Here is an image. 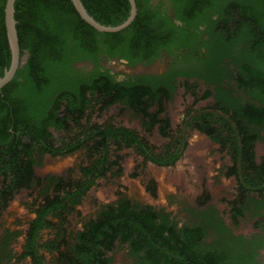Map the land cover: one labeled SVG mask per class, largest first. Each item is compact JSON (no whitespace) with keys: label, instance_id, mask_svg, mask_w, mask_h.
<instances>
[{"label":"trees","instance_id":"1","mask_svg":"<svg viewBox=\"0 0 264 264\" xmlns=\"http://www.w3.org/2000/svg\"><path fill=\"white\" fill-rule=\"evenodd\" d=\"M134 1L139 7L128 26L100 32L81 18L71 0H15L20 55L26 51L28 57L0 90V218L18 193L35 197L26 204L33 218L14 259L112 264L114 253L124 250L132 264H264L259 258L264 248V154L256 155L257 142L264 140V0H167L179 24L169 18L158 23L154 12H141ZM81 2L102 25L120 24L129 14L128 0ZM5 3L0 0V77L11 62ZM126 32V52L120 56L131 65H151L158 58L166 65L161 73L118 81L100 70L96 44L105 46ZM89 60L95 64L90 71L75 68L76 62ZM198 80L209 86L201 90ZM178 88L193 97V104L212 102L188 108L175 131L166 103ZM113 106L137 118L142 133L111 119L90 121L94 108ZM189 132L196 136L193 143ZM204 141L216 143L229 159L223 174L234 179L235 193L226 200L227 214L234 227L251 220L256 229L251 236L234 233L209 204L204 164L194 152ZM123 149L140 158L133 177L143 174L147 164L168 170L185 161L183 177L202 207L198 221L180 223L164 207L119 191L114 202L99 205L80 229L69 231V217L79 215L77 206L98 180L122 175ZM78 151L85 160L75 167L59 174L36 172L45 155L66 157ZM144 188L156 195L152 177ZM43 230L53 237L41 241ZM4 232L0 263L13 258L8 247L19 235Z\"/></svg>","mask_w":264,"mask_h":264},{"label":"rangeland","instance_id":"2","mask_svg":"<svg viewBox=\"0 0 264 264\" xmlns=\"http://www.w3.org/2000/svg\"><path fill=\"white\" fill-rule=\"evenodd\" d=\"M164 69V63L159 61L151 65L146 71L152 73H161ZM132 72L136 71H131ZM129 74V73H128ZM197 86L204 90L209 85L201 80L197 81ZM212 99L202 100L193 104V97L178 88L170 101L166 103L167 114L170 117L172 129L175 131L180 129L188 108L197 109L209 105ZM89 119L92 122H103L111 119L116 124L123 125L138 133H142L139 120L132 116L127 110H120L117 106L110 107L106 110H99L97 107L89 112ZM55 136H58L55 134ZM156 135H151V140H155ZM196 136L193 132H189V140L193 143ZM195 154L200 157L205 169L206 187L211 195L209 204L214 206L224 219L225 223L236 234L251 236L256 232L252 226V221L247 219L241 221L239 225L232 226L227 214L226 200L231 199L235 193V181L232 177H225L223 172L225 166L229 164L226 155L218 151V146L212 141H204L203 145L197 148ZM264 154V140L258 141L256 144V155L261 157ZM121 167L122 175L118 178L107 176L98 180L97 184L92 187L84 197L82 203L77 206L79 215L73 214L69 217V231H76L81 228L83 222L94 216L99 205L112 203L117 198L119 191L124 192L131 199L153 206H162L181 222L198 221V213L202 209L195 203L196 194L193 186H191L183 173L185 171V161L181 160L177 166L172 169L156 168L151 164H147L145 172L137 177H133L134 172L140 171L136 169L140 158L128 150H121ZM85 160L84 152L78 151L66 157H50L44 156L43 164L36 168V172L40 175L48 173H62L70 167H75ZM149 177L156 182V195L152 196L144 188V183ZM35 195L30 196L28 192H21L15 195L10 201L5 212L0 218V236L5 234V230L18 231L19 235L14 237L8 247V252L13 258H4L0 264H31L29 259L17 262L14 258L21 252L24 244V235L28 222L33 218V214L28 210L26 204L30 203ZM204 207V206H203ZM53 237L49 230H43L41 233V241H46ZM46 259H52L53 255L43 252ZM260 260L264 263V248L259 254ZM112 264H132L131 260L125 254L124 250H117L114 253Z\"/></svg>","mask_w":264,"mask_h":264},{"label":"flooded vegetation","instance_id":"3","mask_svg":"<svg viewBox=\"0 0 264 264\" xmlns=\"http://www.w3.org/2000/svg\"><path fill=\"white\" fill-rule=\"evenodd\" d=\"M138 1L140 5V8H139L140 11L142 12V10H144L146 11L147 14H151L152 12H154L157 15L158 21L156 19L155 20L158 23L161 21V19H165L166 21H168L167 18H169L172 22L179 24L177 20L173 19V8L167 0H162L163 1L162 4H160V0H138ZM129 6H130V3H129ZM138 7H136V13L138 11ZM130 9L131 8H129V12H128L129 14H130ZM127 36H128V33L126 32L125 34H122L119 37H116L115 39L109 38L107 40V45L105 46H103L102 42H98L96 44L97 48L95 47L96 48L95 55L98 57L97 63L101 67L100 70H103V69L108 70L109 73L112 76H114V78H116V80L118 81L125 80L127 78H134L135 76L141 75V74H151L152 72H148L146 70L154 63L156 64L160 61L157 58L154 60V62L151 65H148L146 61L138 62L135 65H131L129 60L120 56L121 53L126 52L125 49L127 46H124L125 45L124 38ZM97 39H100V37L97 36ZM130 51H131V48L129 47V52ZM203 51H204V48H202V52ZM183 52H185L183 49L179 50V53H183ZM111 53H114L113 57H110L111 55L109 54ZM147 53H149V51ZM22 56L24 58V54ZM25 60L24 59L22 60V64L25 62ZM165 66H164V69L166 68ZM94 67H95V64L92 60L78 62V63L76 62L75 64L76 69L82 70L85 72L90 71ZM131 71H136V72H132L130 74Z\"/></svg>","mask_w":264,"mask_h":264},{"label":"water","instance_id":"4","mask_svg":"<svg viewBox=\"0 0 264 264\" xmlns=\"http://www.w3.org/2000/svg\"><path fill=\"white\" fill-rule=\"evenodd\" d=\"M75 6L77 12L83 20L88 24L93 26L100 32H116L126 26H128L135 17L136 6L134 0H128L130 3V14L129 16L120 24L117 25H102L96 21L85 9L81 0H71ZM15 0H6L4 8V19H5V28L7 33L8 44L11 52V62L8 68L4 70L3 75L0 77V90L5 86L15 75L18 67L22 64V60L28 56V53L24 51V58L20 55V49L18 45V38L16 32V20L14 17L15 14Z\"/></svg>","mask_w":264,"mask_h":264}]
</instances>
